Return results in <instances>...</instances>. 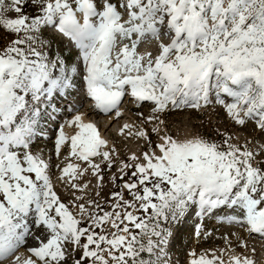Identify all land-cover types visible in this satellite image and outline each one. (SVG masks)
<instances>
[{
    "label": "snow or ice",
    "instance_id": "snow-or-ice-1",
    "mask_svg": "<svg viewBox=\"0 0 264 264\" xmlns=\"http://www.w3.org/2000/svg\"><path fill=\"white\" fill-rule=\"evenodd\" d=\"M49 27L79 50L78 63L37 39ZM0 31L14 37L0 49V264H169L171 233L161 220L178 221L193 206L236 232L223 236L220 254L192 252L190 264H264L245 238L256 234L264 252V0H0ZM153 40L155 55L139 51ZM81 91L91 108L118 119L126 96L139 107L147 102L148 114L137 113L143 127L118 130L144 142L139 155L116 161V148L75 107ZM212 105L234 125L252 123V142L240 145L219 130V142L171 134L172 113H207ZM62 113L73 114L46 157L34 141L44 118L55 124ZM63 151L69 162L61 167L52 156ZM114 163L132 200L115 192L106 211L94 197L76 195L88 190L89 174L102 187L104 168ZM202 227L196 236L207 239ZM232 235L242 252L233 250ZM21 246L30 253L23 261Z\"/></svg>",
    "mask_w": 264,
    "mask_h": 264
},
{
    "label": "rangeland",
    "instance_id": "rangeland-1",
    "mask_svg": "<svg viewBox=\"0 0 264 264\" xmlns=\"http://www.w3.org/2000/svg\"><path fill=\"white\" fill-rule=\"evenodd\" d=\"M26 11L31 12L32 10L26 9ZM54 32L55 31L50 27L42 29V32L37 34V39L44 40L49 43L51 45V52L60 56L68 64L78 63V56L74 55L72 49L67 47L66 44L59 41L53 34ZM13 38L14 37L6 34L5 32L0 31V49H2ZM155 47L156 45L153 44L151 52L154 55L156 54L157 49ZM74 50L77 51V49L75 48ZM139 51L144 52L143 48L141 47H139ZM77 83H79L78 87H80V80H77ZM80 95L78 97H80ZM84 105L85 103L83 104V106ZM77 108L82 107L77 106ZM137 113H144L145 115H147L148 104L144 107H138L137 110L132 112L134 118V129H132L133 132H135L137 128L143 127L141 125L140 119L137 118ZM167 119L171 126V134H173L174 136L177 134L178 131L181 135H183L185 131H191L192 134L198 133L202 136L214 139L219 142L222 139L221 136L216 135L217 130H219V132L223 133L225 136L230 134L234 142H237L240 145H244L245 138H247V142L250 144L252 142V137L255 135L252 132V123H249L246 128L234 125L231 120L226 116V112L222 106L220 107L212 105L211 108L207 111V113L203 110H201L200 112H196L193 110H187L184 112H174L169 117H167ZM43 123H48L47 117H45L42 121L41 126L44 128ZM58 127L59 124L57 123V128L55 130H49L47 133H44V135L47 136H41L42 138L40 137L38 141H34V150H42L46 157L49 156L53 147L52 141L57 133ZM151 127L152 124L147 125V128L150 129ZM109 137L111 138L110 140L113 143V147H115L117 150L115 154V159L118 162L127 160L128 157H130L134 152L139 155V153L145 147L144 142L142 140H137L135 137L127 135V132L123 136L110 134ZM152 139L156 140L155 134L152 135ZM259 142L260 141L257 139L256 143L259 144ZM67 155V151H63L59 159H57L53 155V163H59L61 167H63L67 162H69L64 159V157ZM71 162L79 163V161H76L75 158H71ZM121 166L122 165L120 163H114L110 169L104 168L105 179L103 181L102 187L98 186L99 181H97L94 177L89 174L87 179L84 181V183H88L89 181H91L88 190L84 193L77 192L76 195H83L85 197V200H88L90 197H94L106 211H112V204L114 203L112 194L115 192H120L126 200H132L131 193L124 189V182L128 179V177L123 176V178H121L123 175L119 171ZM54 171L57 173V175L59 174L58 169H54ZM125 171L129 172L130 175V170L126 169ZM114 177L115 179H113ZM54 183L55 188L57 192L61 195L62 200L65 203H68L70 199L68 191L58 181L54 180ZM97 192L100 193L99 196L95 195ZM137 215L143 214L138 212ZM209 217L210 218L207 219V222L202 225V230L210 232L211 236H209L207 239H205L203 236L198 238L196 236V229L197 226L200 224H191L190 227L184 233H182V236L179 237V240H177V245L174 248L173 255L167 256L169 264H190L192 252L197 253V255L211 253L213 251H215L217 254H220V249L227 247L226 241L223 239V236L227 235L229 231L236 232V229L233 228L231 225L227 224L221 227L219 222H214V220L216 219L215 217ZM177 222H179V220H172L171 218L167 220H161L162 228L166 232L171 233V236L168 238L169 243L164 246L165 251L170 248L173 234L175 230H177ZM97 231L101 230L97 229ZM245 238L248 240L250 247L253 246L255 242L256 244L261 246V242L258 239L255 240L254 238L248 237L246 233ZM228 239L232 241V247L236 253H240L243 251L242 249L236 247L237 237L235 235L229 236ZM258 252L264 255V252H261V250H259ZM141 257L145 260L150 258L149 254L146 252L141 253ZM225 259H227V256H225Z\"/></svg>",
    "mask_w": 264,
    "mask_h": 264
},
{
    "label": "bare ground",
    "instance_id": "bare-ground-1",
    "mask_svg": "<svg viewBox=\"0 0 264 264\" xmlns=\"http://www.w3.org/2000/svg\"><path fill=\"white\" fill-rule=\"evenodd\" d=\"M56 33H58V32H56ZM58 34H60V33H58ZM157 43H158V41L153 40L150 43H144V44H142L140 47L143 48L144 52H151L152 47H153V44H155L156 45L155 48H157ZM73 46H74V44H73ZM74 48H75V46H74ZM77 51L79 52L78 49H77ZM80 94H81L80 97H78V99L76 98L78 100V103H76L75 107L76 108H77V106L82 107V108H78V109H79L80 113L83 114L84 122L85 123H88V122L95 123L97 125L99 131L101 132V135L108 141L109 147L110 148L113 147V143L111 142V140H110L111 138L109 137L110 134L111 135L112 134L120 135L118 130L125 123H129V124L134 125V123H133L134 118H133V115H132V111L129 110L127 107H124V106H127V105L138 106V105L136 103H134L131 100V98L125 99L122 102V106H121V111L123 112V118L122 119H118V118H116L112 114L105 115V114H102V113H98L96 110H94L93 108H91V104L92 103H90V102L89 103H86V102H88L89 99L83 97L82 91L80 92ZM226 99H228V98H226ZM84 103H86V104L83 106ZM145 105H147V102L145 103ZM216 106H219V105H216ZM61 107L62 108L64 107L63 104H62ZM72 114L73 113L63 114L62 118L61 119H58L59 122H57V123L59 125L63 124L64 121L66 119L70 118ZM132 129H134V127ZM65 131L68 132L70 135L71 134H74L73 133V130L71 128H67L66 127L65 128ZM42 136H47V135H44L43 134ZM44 142H45V140H44ZM215 221L218 222L217 219H215L214 222ZM199 224L200 225H203L204 224V222H202V217L201 216H200ZM251 238H254L255 240L258 239L262 243L261 239L256 234H253L251 236ZM36 243H37L36 241L32 240L29 237V239H28V246H36ZM253 246H255L258 249V251L261 250V246H259L258 244H256V242L254 243ZM16 255H18L20 257L21 261H23L24 259H26V258L29 257L30 253L26 250V247L25 246H21L18 249ZM13 259L14 258H9L7 261L4 262V264H13Z\"/></svg>",
    "mask_w": 264,
    "mask_h": 264
}]
</instances>
